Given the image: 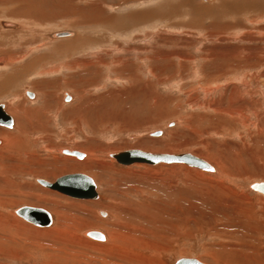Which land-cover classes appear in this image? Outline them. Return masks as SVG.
Masks as SVG:
<instances>
[{
    "label": "rangeland",
    "instance_id": "374dc122",
    "mask_svg": "<svg viewBox=\"0 0 264 264\" xmlns=\"http://www.w3.org/2000/svg\"><path fill=\"white\" fill-rule=\"evenodd\" d=\"M91 1L0 0V103L11 116L18 105L39 108L27 122L18 112L24 135L15 114V125L0 126L17 138L8 151L0 136V264H264V197L250 189L264 182L261 0H174L177 8L144 20L168 0ZM65 31L80 43L53 53L73 39L51 38ZM72 60L90 65L68 71ZM67 77L77 95L59 84ZM44 92L51 109L43 116ZM129 149L188 152L215 170L108 158ZM70 173L89 176L98 199L36 183ZM22 206L48 211L52 225L22 220ZM108 228L127 240L113 247Z\"/></svg>",
    "mask_w": 264,
    "mask_h": 264
},
{
    "label": "water",
    "instance_id": "95a60500",
    "mask_svg": "<svg viewBox=\"0 0 264 264\" xmlns=\"http://www.w3.org/2000/svg\"><path fill=\"white\" fill-rule=\"evenodd\" d=\"M68 34L66 32H61L55 34L56 37H64ZM29 97H33L32 93H26ZM68 95H66L67 97ZM67 97L66 100H69ZM13 124L12 117L6 113L4 110V104L0 103V125L5 127H11ZM161 135V132L151 133L150 136ZM62 154L74 156L76 158H82L84 155L82 152L76 150L64 149ZM109 158L114 159V161L122 166H128L133 164H145V165H156L159 163L165 164H184L193 168L200 170H209L212 168L208 162L198 158L188 152L178 153V154H153L149 152H144L141 150H124L116 153L109 154ZM39 184L55 190L65 196L74 199L86 200V199H96L98 197L96 186L93 180L82 173H70L62 175L55 179L53 183L46 182L39 179L37 181ZM251 189L258 191L264 195V182L253 183ZM15 214L22 218L24 221L37 226V227H48L52 224V217L50 213L42 208L22 206L15 210ZM92 239L103 238L102 234L98 231H90L87 234ZM175 264H203L196 258L183 257L178 259Z\"/></svg>",
    "mask_w": 264,
    "mask_h": 264
},
{
    "label": "bare ground",
    "instance_id": "6f19581e",
    "mask_svg": "<svg viewBox=\"0 0 264 264\" xmlns=\"http://www.w3.org/2000/svg\"><path fill=\"white\" fill-rule=\"evenodd\" d=\"M96 1V0H95ZM95 1H91L93 4H95L96 6H99L98 4H97V2H95ZM97 1H99V0H97ZM118 1V0H117ZM174 0H168V1H166V2H163L162 4H158V5H156V8H154L153 10H151L152 12H150V13H147V14H145V13H142L141 15V18L144 20L145 19V16L146 17H153V16H156V13L157 14H160V12H161V7H165L166 9L167 8H171L172 10L174 9V7H176L175 5H174V2H173ZM180 1V0H179ZM178 1V2H179ZM183 2L181 3L182 4V6L183 5H186L187 3H186V0H182ZM220 2H222V0H219ZM234 1V0H233ZM233 1H231V2H233ZM255 1H257V0H255ZM157 2H159V1H157ZM191 2V1H190ZM236 2H237V0H236ZM239 2V1H238ZM258 2V3H257ZM257 2H255V7H257V6H260L261 8H263L264 7V0H261V1H257ZM101 3V2H100ZM156 3V2H155ZM154 3V4H155ZM176 3H177V1H176ZM192 3V2H191ZM190 3V4H191ZM225 5V4H224ZM234 5V4H233ZM143 7V6H142ZM179 7H181L180 5H179ZM178 7V8H179ZM188 7V6H187ZM251 7V6H250ZM254 7V8H255ZM134 8V7H133ZM177 8V7H176ZM226 8V7H225ZM225 8H224V10H225ZM253 8V7H252ZM103 9V8H102ZM180 9V8H179ZM184 9V8H183ZM168 10V9H167ZM181 10V9H180ZM180 10H178V11H180ZM185 10V9H184ZM91 11V10H90ZM165 11V10H164ZM170 11V10H169ZM177 11V10H176ZM172 12V11H171ZM166 13H168V12H166ZM170 13V12H169ZM174 14V13H173ZM129 13H126L125 15H124V18L126 17V19L127 20H129ZM132 15V14H131ZM162 15V14H161ZM97 18V17H96ZM101 18V17H100ZM114 19L116 18V17H113ZM113 18H111V19H113ZM159 18V17H158ZM93 20V19H92ZM103 21H106V22H108V21H110V19H108V17L107 18H105V19H102ZM101 20V21H102ZM141 20V19H140ZM114 21V20H113ZM117 22V21H116ZM133 22H135V18H133ZM139 22V21H138ZM95 23V22H94ZM4 24V26L7 28V27H16V25L13 23H9V22H5V23H3ZM3 26V25H2ZM1 26V27H2ZM20 28V27H19ZM11 29H13V28H11ZM16 29H14L13 31H15ZM18 30V29H17ZM22 30V29H21ZM119 30V29H118ZM12 30H10V32L12 33L13 32ZM20 32V31H19ZM68 35L67 36H64V37H69V38H67V39H70V38H73V32L71 33V31H65ZM15 33V35H16V31L14 32ZM57 33H61V32H57ZM57 33H55V34H57ZM2 34H3V32H2ZM55 34H52L51 35V38L52 39H57V38H62V37H56L55 36ZM7 35H8V33H7ZM12 35V34H11ZM10 35V36H11ZM3 36H5V35H3ZM2 36V37H3ZM1 37V36H0ZM8 37V36H7ZM6 39V38H5ZM11 39H12V36H11ZM67 39H65V40H67ZM14 40V39H13ZM17 40V39H16ZM58 40V39H57ZM21 41V40H20ZM59 41V40H58ZM64 41V40H63ZM13 42V41H12ZM79 42V40H78V38H77V35L73 38V39H71V40H69V41H66V42H62V43H59V44H57V45H59V46H55L54 47V50H53V53H55V51H56V49L57 48H60V47H67V46H69V47H71L72 45L73 46H75L77 43ZM141 42V41H140ZM80 43V42H79ZM82 44V43H81ZM1 45H3V44H1ZM65 45V46H64ZM68 47V48H69ZM1 48V47H0ZM68 48H66V49H68ZM75 48V47H74ZM3 49V48H2ZM3 52V51H2ZM2 52H0L1 54H5L4 52L2 53ZM9 52V51H8ZM7 53V52H6ZM14 55V54H13ZM13 55L11 56V57H13ZM8 57H9V59H12L9 55H8ZM8 59V60H9ZM16 59V58H15ZM0 60H3L4 61V58H0ZM3 65H5V64H3ZM2 65V66H3ZM6 65H7V63H6ZM90 65V63L89 62H87V63H79V62H76V61H74L73 62V60H72V62H70V63H66L63 67H65L68 71H71V70H76V69H78V68H81L82 67V69H85L86 67H88ZM88 69V68H87ZM81 70V69H80ZM79 70V71H80ZM77 71V70H76ZM84 71V70H83ZM94 74V73H93ZM2 75V74H1ZM76 75H77V73H73L72 74V79H74V78H77L78 79V76L76 77ZM69 79V77H67L65 80L64 79H61V81L59 80V84L61 83L63 86H69L70 88L72 87L73 88V90H74V92L76 93L77 91V89L75 90L74 89V87L71 85V82H69L70 80H68ZM89 81V80H88ZM85 82V81H84ZM83 83V82H82ZM86 86V85H85ZM1 88V87H0ZM38 88V87H37ZM36 88V89H37ZM37 91V90H36ZM83 91H84V89H83ZM83 91H82V93H83ZM38 93V97L40 98V93H39V91H37ZM84 92H86V91H84ZM31 93L33 94V97H29V96H27L28 98H30V99H32L33 100V98L35 99L36 98V94L34 93V92H32L31 91ZM45 93V92H44ZM81 93V94H82ZM44 95V94H43ZM66 95H68L67 93H64V96L66 97ZM76 95H77V93H76ZM262 95H263V98H264V90L262 91ZM42 96V95H41ZM43 97V96H42ZM67 97H70L69 95L67 96ZM80 97H82V96H80ZM27 98V99H28ZM41 100H42V98H40ZM50 99H51V96H50V94L49 93H45V95H44V99H43V105H44V108H40V111L41 110H43V111H41L42 112V114H43V116L46 114V113H48V110L49 109H51V108H49L48 107V104L51 102L50 101ZM69 99H71V97L69 98ZM45 100H47V103L45 104ZM66 101V100H65ZM82 101V99L79 101V102H81ZM66 102H68V100L66 101ZM8 105L7 104H4V110L6 111V113H8V110H7V107ZM77 107H78V105H77ZM76 107V108H77ZM11 110V109H10ZM9 110V111H10ZM23 112V115L20 117L21 119H22V121L24 120H26L25 122H27V121H29V120H32L31 118H30V115H31V113H33V112H38L39 111V108L38 109H35V110H31L30 108L29 109H25L24 107H21L20 106V108H19V105L16 107V108H14L11 112H13L16 116H18L19 114L21 115V113ZM18 112H20L19 114H18ZM14 114L12 115L13 117H15L14 116ZM10 116H11V114H10ZM11 116V117H12ZM31 116H33V115H31ZM38 116V115H37ZM12 117V120H13V124H12V126L13 125H15V119ZM16 118V117H15ZM20 118H19V116H18V132H22L23 130V127H22V124H21V122H20ZM17 122V121H16ZM32 122V121H31ZM30 122V123H31ZM0 126H2V125H0ZM11 126V127H12ZM27 126H29V125H27ZM3 127H5V126H3ZM11 127H5V129H7L8 130V128H11ZM16 127V126H15ZM28 131V130H27ZM26 130L25 131H23L24 133L25 132H27ZM22 132V133H23ZM156 132H161V135L163 134V131H156ZM24 133H23V135H24ZM155 133V132H154ZM16 135V134H15ZM23 135H21V136H23ZM161 135H158V136H155V137H159V136H161ZM0 136L2 137V140L4 141V147L2 148V149H6V150H8V151H10L11 149L10 148H14L13 146H14V144L16 143V140H17V138L14 136V135H12L11 133H8V132H2V131H0ZM19 136V135H18ZM22 138V137H21ZM28 149V148H27ZM12 150H14V149H12ZM28 150H30V149H28ZM130 150V149H129ZM132 150V149H131ZM133 150H139V149H133ZM141 151H144V150H141ZM144 152H146V151H144ZM116 153V152H115ZM149 153H152V152H149ZM83 154V153H82ZM111 154V153H110ZM153 154H162V153H153ZM165 154H169V153H165ZM175 154H177V153H175ZM190 154H192V153H190ZM65 155V154H64ZM84 155V154H83ZM92 155H93V153H92ZM192 155H194V154H192ZM65 156H70V155H65ZM85 156V155H84ZM89 156V155H88ZM194 156H196V155H194ZM74 157V156H73ZM196 157H198V156H196ZM76 158V157H75ZM83 158V157H82ZM93 158V157H92ZM108 158H109V154H108ZM198 158H201V157H198ZM78 159H81V158H78ZM110 160H113L114 161V159H112V158H109ZM201 159H203V158H201ZM203 160H205V159H203ZM90 161H92V160H90ZM206 161V160H205ZM115 162V161H114ZM206 162H208V161H206ZM116 163V162H115ZM209 163V162H208ZM210 164V163H209ZM119 165V164H118ZM134 165V164H133ZM141 165H145V164H141ZM160 165H167V166H172V165H182V166H185V167H189V168H192V169H196V170H199V171H202V172H214V168L212 167V165L210 164V166H211V168H212V170L211 171H209V170H200V169H197V168H193V167H190V166H187V165H184V164H175V163H172V164H165V163H159V164H156V165H150V166H154V167H156V166H160ZM122 166V165H121ZM128 166H131V165H128ZM77 167H79V168H72V170H77V169H83V170H85V169H87L86 167H88V163H83L82 165H81V167L80 166H77ZM4 170H5V168H4ZM57 170V169H56ZM45 181V180H44ZM46 182H48V181H46ZM36 183H38V182H36ZM51 183V182H50ZM259 183V182H258ZM39 184V183H38ZM41 185V184H40ZM252 185V184H251ZM251 185H250V189H251ZM41 186H43V185H41ZM96 186V185H95ZM43 187H45V186H43ZM45 188H47V187H45ZM47 189H49V188H47ZM49 190H51V191H55V190H52V189H49ZM253 192H255V193H258V194H260V195H262L263 197H264V195L262 194V193H260V192H258V191H255V190H253V189H251ZM97 191V190H96ZM57 192V191H56ZM59 193V192H58ZM61 194V193H60ZM97 194H98V192H97ZM63 195V194H62ZM96 199H98V197L96 198ZM95 199V200H96ZM5 200V199H4ZM86 200H94V199H86ZM51 215V214H50ZM99 215L101 216V217H107L106 216V214L105 213H103V212H99ZM52 217V216H51ZM22 219V218H21ZM23 220V219H22ZM12 221V220H11ZM7 222V221H6ZM28 223V222H27ZM52 223H53V218H52ZM2 224V223H1ZM30 224V223H29ZM52 225V224H51ZM50 225V226H51ZM98 225V224H97ZM2 227V226H1ZM36 227V226H35ZM49 227V226H48ZM6 228V227H5ZM39 228V227H38ZM40 228H46V227H40ZM113 229V228H112ZM112 229H110V228H108L107 229V231H108V235H109V237L111 238V240H112V242H113V247L116 245V242H118L119 240H121V241H124V240H127L126 238H124V237H120V236H116V233L114 232V230H112ZM129 229V228H128ZM111 230V231H110ZM60 232H61V230H54L52 233H57L58 235L60 234ZM72 236L74 235V233H72L71 234ZM89 237V236H88ZM102 237H103V235H102ZM96 240H104V237L103 238H97ZM120 241V242H121ZM220 259V258H219ZM219 259H217V261H215V262H219L218 260ZM222 261V260H221ZM225 261V260H224ZM228 262V261H227ZM230 264H233L232 262H229Z\"/></svg>",
    "mask_w": 264,
    "mask_h": 264
}]
</instances>
